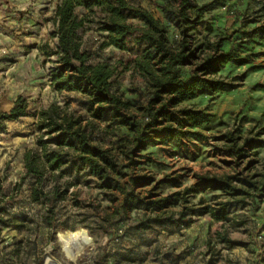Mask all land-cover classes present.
I'll use <instances>...</instances> for the list:
<instances>
[{"label": "rangeland", "instance_id": "rangeland-1", "mask_svg": "<svg viewBox=\"0 0 264 264\" xmlns=\"http://www.w3.org/2000/svg\"><path fill=\"white\" fill-rule=\"evenodd\" d=\"M130 1L160 18L167 26L170 41H178L180 30L162 11L167 0ZM58 2L0 0V110L9 112L14 105L26 110L25 116L6 121V131H0V198L6 207L4 221H0V264H44L46 258L59 264H264V192L260 190H250L252 195L245 197V204L234 205L228 221L205 214L193 216L188 224H153L144 229L138 224L146 221L149 212L138 207L115 214L120 194L97 188L96 178L76 160L66 164L61 174L46 173L42 181H37L36 175L24 176V153L36 148L39 131L34 123L38 110L52 103H67L76 114L90 118L80 92L52 87L54 57H44L40 52L46 42L55 44L52 17ZM197 3L209 4V9L194 29L195 35L206 33L211 40L225 37L222 49L233 48L236 55L249 61L244 65L228 63L220 71L238 86L186 102L205 108L211 115L207 123L195 128L205 138L183 137L167 144H150L141 152L151 160L141 158V164L134 167L136 172L151 173L156 179L173 171L180 176V186L162 185V194L194 183V173H239L247 179L264 171V145L257 146L264 143V35L249 34L253 27L264 24V0ZM135 36L122 51L114 46L101 47L106 32L94 27L82 32L83 46L93 53L94 61L117 62L120 72L115 84L131 100L138 95L132 89L145 88L142 77L132 72L133 58L140 49L134 43ZM187 71L185 68L183 73ZM94 123L93 144L110 148L120 165L127 163L132 133L109 126L107 120ZM240 148L244 151L238 153ZM34 187L50 191L51 199L65 193L54 213L32 200ZM111 193L120 200L111 201ZM221 199L228 197L221 190L209 189L191 196L189 203ZM181 207L179 203L169 211ZM236 220L245 223L236 226ZM80 228L88 232L90 242L73 253L64 252L58 232ZM218 232L236 244L230 247L220 242Z\"/></svg>", "mask_w": 264, "mask_h": 264}, {"label": "trees", "instance_id": "trees-1", "mask_svg": "<svg viewBox=\"0 0 264 264\" xmlns=\"http://www.w3.org/2000/svg\"><path fill=\"white\" fill-rule=\"evenodd\" d=\"M208 6L199 5L197 0L166 1L163 14L175 23L181 34L173 43L163 21L141 4L130 0H59L52 17L55 44L46 42L40 46V52L44 57H54L52 87L80 92L90 118L76 114L67 103H52L38 110L34 123L39 131L36 148L24 153V176L36 175L37 181H42L46 173L61 174L66 164L76 160L96 178L97 188L120 194L121 202L115 207V214L138 207L149 212L146 221L138 224L144 229L153 224H188L193 216L205 214L215 220L228 221L231 208L245 204V197L252 195L250 190L264 192V171L247 179L239 173L221 176L194 173V183L162 194V185L180 186L176 171L156 179L151 173H138L134 169L141 164V158L151 160L146 153H141L150 144H167L183 137L205 138L195 128L207 123L211 115L205 108L187 104L188 100L238 86L220 71L228 63L244 65L248 58L236 55L233 48L223 50L225 37L211 40L206 33L201 37L194 33ZM92 27L107 33L102 48L114 46L124 51L130 37L136 34L134 43L140 49L133 58L132 72L142 77L145 88L144 91L132 89L138 94L134 100L124 97L115 84L120 72L117 62L94 61L93 53L84 48L82 32ZM257 32L264 35V24L253 27L249 34ZM185 68H188L186 75ZM25 115V108L17 105L9 112L0 110V131H6V121ZM94 120H107L109 126L123 127L132 133L128 139L131 149L127 163L120 165L110 148L93 144ZM263 145L262 141L257 146ZM242 151L243 148L238 149V153ZM209 189L221 190L228 199L189 203L191 196ZM49 194L50 191H38L34 187L31 198L54 213L57 201L65 193L54 194V199ZM110 200L120 199L111 193ZM179 203L181 209L169 211ZM4 212L6 207L0 198V221H4ZM235 222L236 226L245 223L244 220ZM217 235L227 246L236 244L220 232Z\"/></svg>", "mask_w": 264, "mask_h": 264}, {"label": "bare ground", "instance_id": "bare-ground-1", "mask_svg": "<svg viewBox=\"0 0 264 264\" xmlns=\"http://www.w3.org/2000/svg\"><path fill=\"white\" fill-rule=\"evenodd\" d=\"M58 243L61 245L64 252L69 251L73 253L75 249L84 247L90 242L88 232L84 228L76 230L59 231L57 234ZM44 264H59L52 262L46 258Z\"/></svg>", "mask_w": 264, "mask_h": 264}, {"label": "crops", "instance_id": "crops-1", "mask_svg": "<svg viewBox=\"0 0 264 264\" xmlns=\"http://www.w3.org/2000/svg\"><path fill=\"white\" fill-rule=\"evenodd\" d=\"M188 101H190V100H188ZM188 101H187V102H188Z\"/></svg>", "mask_w": 264, "mask_h": 264}]
</instances>
